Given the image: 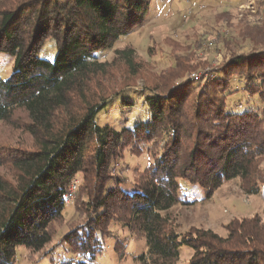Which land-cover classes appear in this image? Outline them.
Instances as JSON below:
<instances>
[{
  "label": "trees",
  "instance_id": "obj_1",
  "mask_svg": "<svg viewBox=\"0 0 264 264\" xmlns=\"http://www.w3.org/2000/svg\"><path fill=\"white\" fill-rule=\"evenodd\" d=\"M151 4L0 0V53L12 57L10 75L0 76V121L35 145L0 140V264H16L20 246L36 261L60 242L71 257L52 264H97L107 237L123 259L128 238L114 222L145 238L141 264H178L184 245L193 251L189 264H264V208L233 218L226 235L203 227L179 232L166 213L195 202L182 195L181 180L205 188L206 199L233 179L264 198V18L255 25L238 19L249 49L238 52L223 37L225 57L195 79L208 64L198 34L192 43H174L160 71L140 60L132 43L116 47L144 27ZM217 17L227 26L236 18L230 11ZM48 38L56 40L53 60L41 55ZM110 50L115 57L101 59ZM119 95L123 107L146 106L149 119L101 125L99 115ZM127 152L148 156L130 176Z\"/></svg>",
  "mask_w": 264,
  "mask_h": 264
},
{
  "label": "rangeland",
  "instance_id": "obj_2",
  "mask_svg": "<svg viewBox=\"0 0 264 264\" xmlns=\"http://www.w3.org/2000/svg\"><path fill=\"white\" fill-rule=\"evenodd\" d=\"M261 1L263 0H152L151 11L147 16L144 27L136 30L116 47L122 48L125 44L132 43L136 49L137 57L142 61L151 63L154 66L153 70L160 71L168 67V63L172 59L173 51L171 47L174 43H192L197 37L196 34H198L199 37L205 38L203 44L198 47V53L208 60V64L204 68L194 72L200 78L206 76L210 72V68L218 65L225 57L227 50H225L221 41L223 37L227 36L231 39L238 52L249 49L250 42L242 40L239 36V31L244 22L241 23L238 19L243 17L245 23L250 25L262 23L264 6L260 5ZM225 11H230L232 17H236L232 20V26H227L226 23H220L217 20V16ZM185 14L186 16L190 15L184 18ZM56 53V40L48 38L44 43L41 55L53 60ZM100 57L111 61L115 57V53L110 50L101 54ZM11 65L12 57L0 53V76L2 78H7L10 75ZM194 74L192 73L191 77L197 79ZM141 81L142 79H138L136 84L142 83ZM237 108L241 109L240 106ZM140 119H149L147 107H123L119 95L99 115L98 122L101 125L108 123L120 128L123 122L129 126H134L136 121ZM8 136L12 138L11 141L19 149H30L35 146L31 136L23 132L11 131L8 126L1 124L0 121V140L7 139ZM125 161L127 162L125 166L127 167L126 174L130 176L135 166L142 168L146 166L148 156L144 154L141 157H136L127 152ZM0 170L2 171L3 168L0 167ZM77 179L79 181L80 175L77 176ZM78 181L76 180V182ZM181 183L184 198L195 202L176 204L166 212L179 232H184L192 227H203L210 228L221 235H226L225 226L233 218L261 213L264 208V198L246 193L238 179L225 182L209 199H206L207 190L200 185L191 184L185 180H181ZM75 198L76 196H74L72 202L66 203L65 215L68 220L74 215L73 202ZM111 228L119 233L122 238H128L127 254L123 259L119 258L114 250L116 239L107 237L104 244L105 250L98 256L97 264H141L136 257L147 251L145 238L131 234L118 222L112 223ZM66 230V226L60 227L56 240H59ZM65 247L66 244L60 242L53 253L39 260L29 261L25 258V248L20 246L18 247L16 264L58 263L71 257L70 254L65 253ZM192 252L191 247L182 246L178 264H189Z\"/></svg>",
  "mask_w": 264,
  "mask_h": 264
},
{
  "label": "built area",
  "instance_id": "obj_3",
  "mask_svg": "<svg viewBox=\"0 0 264 264\" xmlns=\"http://www.w3.org/2000/svg\"><path fill=\"white\" fill-rule=\"evenodd\" d=\"M194 76H196V78H198L199 76H197L196 74H194ZM76 186H77V182L74 181L73 184H72V188H71V193H70V198L73 199L74 196H75V189H76Z\"/></svg>",
  "mask_w": 264,
  "mask_h": 264
}]
</instances>
